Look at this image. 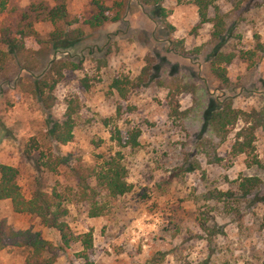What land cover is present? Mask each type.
Masks as SVG:
<instances>
[{
    "label": "rangeland",
    "instance_id": "rangeland-1",
    "mask_svg": "<svg viewBox=\"0 0 264 264\" xmlns=\"http://www.w3.org/2000/svg\"><path fill=\"white\" fill-rule=\"evenodd\" d=\"M210 1V21L203 22L196 0H164L163 6L171 10L166 26L148 15L139 0H68L70 19L79 20L73 27L85 32L82 39L45 52H40L32 36L25 41L41 53L37 57L43 64L59 57L80 64L65 72L50 109L18 83L19 78L33 80L35 72L21 70L13 59L6 71H0V165L19 169L26 196L36 189L54 188L69 195L67 221L76 234L92 232L94 246L89 254L94 264H264V187L261 197L250 201L239 190L244 177L264 181V126L256 132L251 155L232 149L243 120L226 141L213 138L210 157L202 144L213 136L203 121L213 98L229 97L235 107L246 111L264 109V0ZM40 2L53 7L59 0H0V31L17 25L20 13L30 12ZM116 2L124 4L120 21L98 29L84 23L99 4L112 7ZM218 14L227 23L219 40L213 36ZM30 20L41 38L53 30L43 13H31ZM170 39L183 40L190 53L171 51ZM195 48L200 53H192ZM217 50L257 55L253 61L237 57L228 67L231 85L221 89L208 72ZM150 60L152 75L137 85ZM116 78L133 81L125 97L111 86ZM174 79L190 84L177 95L179 110L187 111L185 117L172 112L168 94ZM71 98L80 103L75 137L57 146L49 131L53 123L65 120ZM132 131L140 133L139 145L122 147L119 136L127 138ZM33 138L47 155H71L70 168L52 172L39 166L40 151L30 155L25 151ZM109 156L119 157L126 166L131 190L116 198L103 192L100 204L105 208L92 216L90 206L72 195L78 183L74 169L98 166ZM220 191L235 195L212 198ZM0 218L15 229L31 228L56 247L61 245L57 231L34 215L14 212L9 201L0 204ZM80 248L74 244L58 249L54 264H82ZM28 251L27 247L0 250V264H25Z\"/></svg>",
    "mask_w": 264,
    "mask_h": 264
},
{
    "label": "trees",
    "instance_id": "trees-1",
    "mask_svg": "<svg viewBox=\"0 0 264 264\" xmlns=\"http://www.w3.org/2000/svg\"><path fill=\"white\" fill-rule=\"evenodd\" d=\"M163 2L164 0H139L141 6L148 11V15L161 24L170 26L167 19L171 15V10L163 6ZM196 5L199 8L202 21H210L208 12L211 1L196 0ZM112 10L115 11L114 14L111 13ZM31 13L45 14L47 20L52 24L53 30L46 38H41L35 30L34 22L30 20ZM123 13L124 4L122 2H116L112 7L99 4L98 11L84 23L91 29H98L109 22L120 21ZM20 16L21 20L17 25L10 24L0 31V71H6L9 61L13 59L21 70L35 72L36 76L32 74L33 80L24 82L22 78H19L18 83L25 92L31 93L45 108L50 109L54 105L53 92L65 78V72L69 69L79 68L80 64L65 57L55 58L43 64L37 56L42 51L45 52L51 48L57 50L63 45L75 43L84 37L85 32L80 27H73L79 20L77 18L70 19L68 0H59L53 7L40 2L34 4L30 12H21ZM214 21L213 36L219 40L227 31L226 19L218 14ZM28 36H32L38 42L40 52L27 47L25 41ZM169 41L171 51L186 56L190 53L186 50L183 40L170 39ZM258 45L262 47L261 43ZM192 53H200V48H195ZM256 55L255 51L237 53L217 50L208 63L209 75L219 83L221 89L228 88L231 85L228 73L229 65L237 57L253 61ZM153 68L154 62L150 60L138 76L137 85H142L149 80ZM83 81L89 88L88 80L84 79ZM132 83L133 81L129 79L123 81L116 78L111 86L122 97H125L128 86ZM189 85L175 79L172 82V90H170L168 97L172 105V112L175 115L184 117L187 115V111L179 110L180 104L177 95L187 91ZM79 111L78 98H71L67 102L65 120L52 124L49 133L52 142L57 146L68 144L74 139L76 115ZM240 120H243L245 125L236 133V140L232 149L237 154L251 155L255 150L256 132L261 126H264V109L243 110L235 107L233 100L229 97L222 100L216 98L210 100L203 115L205 126L213 134L212 137L206 138L202 142L207 157L212 155L208 148L215 146L214 139L220 142L226 141ZM139 135V132L132 131L128 133L127 138L119 136L120 145L122 147H137ZM36 150L40 151V157L37 160L39 166L52 172L57 171L62 166L70 168L71 155H64L61 152H51L47 155L41 150L39 142L33 138L30 144H27L25 151L30 155ZM74 170L77 172L78 183L76 194L72 195L77 201L85 202L90 206V215L92 216L100 215L105 208L103 203L100 204L103 192L108 197L116 198L131 190V184L127 181V168L117 156L105 157L102 164L98 166L80 167ZM93 181L94 185H92ZM263 187L264 181L258 176L244 177L239 183L241 196L248 201L261 197L260 192ZM234 195L220 191L218 194H213L212 198L222 199L234 197ZM68 196L56 188L51 192L36 189L30 196H26L19 184V169L14 165L1 164L0 204L3 201H9L14 212L37 217L42 225L59 233L61 245L56 247L51 241L44 239L38 231L31 228L15 229L6 218H0V250L8 247H27L29 251L25 264H54L57 260L58 249L71 248L74 244H79L81 248L77 255L82 260V264H94L89 254L94 246L92 232L76 234L67 221L69 215L68 202L70 200ZM262 198L264 200V194ZM202 225L205 229H210L206 223H202Z\"/></svg>",
    "mask_w": 264,
    "mask_h": 264
}]
</instances>
